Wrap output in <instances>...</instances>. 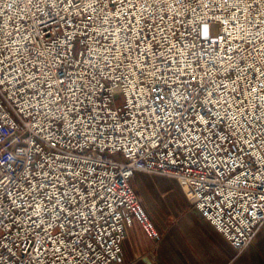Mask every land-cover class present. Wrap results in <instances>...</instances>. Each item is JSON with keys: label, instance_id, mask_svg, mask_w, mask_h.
I'll return each instance as SVG.
<instances>
[{"label": "snow or ice", "instance_id": "snow-or-ice-1", "mask_svg": "<svg viewBox=\"0 0 264 264\" xmlns=\"http://www.w3.org/2000/svg\"><path fill=\"white\" fill-rule=\"evenodd\" d=\"M4 2L0 264H98L101 190L123 191L96 171L106 151L159 157L219 218L264 216V0H13L7 20Z\"/></svg>", "mask_w": 264, "mask_h": 264}, {"label": "built area", "instance_id": "built-area-1", "mask_svg": "<svg viewBox=\"0 0 264 264\" xmlns=\"http://www.w3.org/2000/svg\"><path fill=\"white\" fill-rule=\"evenodd\" d=\"M3 9L7 13L5 19L8 17H16L22 15L21 6L13 4V0H6L3 4ZM19 24L20 21L16 20ZM194 20H187L186 24L191 28L192 32L196 31L193 26ZM168 27H172L169 23ZM175 27L183 31L180 23H177ZM206 28L205 37H210L211 40L219 44L218 36L213 33V24L204 25ZM223 25L216 29L220 35H223ZM238 43V41L234 42ZM204 47H209L207 40L203 44ZM221 48H224L223 44H219ZM228 51V49H225ZM210 51L213 49L210 48ZM125 99H127L125 97ZM4 117L7 123L16 130L21 131V135H24V131L21 129V125L25 124L23 117H21L14 109L9 108L4 110ZM129 120H139V113L135 116L129 113ZM146 115V114H145ZM141 123L143 121H140ZM123 123V121H121ZM130 138V134H129ZM13 143H16L14 140ZM96 149H93L95 152ZM106 151V150H105ZM111 152L106 151V155H99L96 159L100 162V167H97L96 171L103 179L104 185L111 187L116 185L122 187L123 191L116 192L113 188L108 191L107 188L101 190V197H103L109 204V209L104 203H98L99 208H103V214L96 213V220L92 226L93 240L88 241L95 249V254L99 257L98 264H120L121 263V244L124 238V229L126 226H130L132 221H136L145 235L158 242L161 238L160 233L155 227L152 219L147 214L146 210L142 206L138 196L130 185L131 179L136 172H142L150 175L166 177L175 180L180 188L187 194L193 207L198 210L201 217L215 227V230L220 233L227 242L238 252L246 249L252 242L256 233L264 223V216L261 215V211L257 209L255 212L244 213L243 216L233 215L232 217L224 216L219 218L215 215L214 207H209L207 201L203 196L194 195L190 191L186 178L182 172L170 171L164 164L160 162L159 157L153 159H147L146 161H131L130 163H123L121 160L127 161V156H118L116 160H110ZM87 160L88 157H82ZM183 159V156L180 157ZM90 162V161H89ZM101 167L106 171L101 172ZM259 167L258 164L249 165V170L254 172ZM85 183H88L87 181ZM115 192V195H113ZM114 213V214H110ZM99 233V237H97ZM98 240V243L96 242ZM86 255L91 256L92 253L88 252Z\"/></svg>", "mask_w": 264, "mask_h": 264}, {"label": "crops", "instance_id": "crops-1", "mask_svg": "<svg viewBox=\"0 0 264 264\" xmlns=\"http://www.w3.org/2000/svg\"><path fill=\"white\" fill-rule=\"evenodd\" d=\"M136 172L130 185L160 233L149 239L132 221L124 229L120 264H264V223L251 244L236 251L206 222L187 194L170 178ZM177 187L182 193H163ZM149 191L151 193H137Z\"/></svg>", "mask_w": 264, "mask_h": 264}, {"label": "rangeland", "instance_id": "rangeland-1", "mask_svg": "<svg viewBox=\"0 0 264 264\" xmlns=\"http://www.w3.org/2000/svg\"><path fill=\"white\" fill-rule=\"evenodd\" d=\"M153 180L155 181V182H157V183H162V181L163 180H160V179H158V177H155V178H153ZM137 193H151V192H149V191H143V189H142V191H139L138 189H137ZM163 193H182L177 187H175V186H173L172 185V188L170 189V190H168L167 192H163Z\"/></svg>", "mask_w": 264, "mask_h": 264}]
</instances>
